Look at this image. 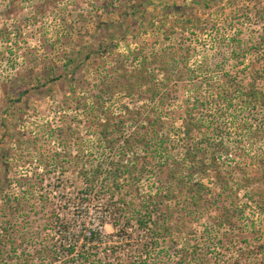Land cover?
<instances>
[{
  "label": "trees",
  "instance_id": "obj_1",
  "mask_svg": "<svg viewBox=\"0 0 264 264\" xmlns=\"http://www.w3.org/2000/svg\"><path fill=\"white\" fill-rule=\"evenodd\" d=\"M144 1L132 4L131 12L124 10L121 20H100L96 44L66 59L59 74L45 64V79L39 80L33 77V65L30 73L0 82L4 96H18L12 102L32 91L46 92L58 81L70 93L62 99L67 108L62 107L58 124L49 125L43 138L19 128L23 116L16 109L7 107L0 116L3 160L15 149L1 148L10 136L20 154L27 141L29 156L42 168L14 180L7 173L0 177V202L11 217L5 235L16 231L20 217L42 212L37 216L40 234L32 231L30 236L42 264H50L61 249L64 255L81 256L80 263L97 264L103 243L105 257H113L105 264H168L162 257L149 258L151 249L159 254L157 248L165 243L175 247V264H216L206 253L198 254L200 237L207 249L221 241L208 226L202 235L195 228L207 216L214 227H226L223 236L241 243L233 246L237 254L226 264H264V241L251 243L245 231L254 224H244L246 209L236 199L244 190L246 197L256 196L264 211V146L258 147V141L264 142V25L243 37L241 28H232L242 14L221 30L208 26L185 3L169 0L164 10L149 17ZM254 4L261 20L264 1ZM212 27L218 35L207 43L204 36L212 35ZM118 34L120 40L131 41L125 52L118 50ZM212 49L222 53L221 60L209 62ZM87 67L90 75H81ZM32 81L38 83L28 87ZM52 142L58 146L53 148ZM9 165L3 161L6 172ZM69 171L74 177L66 178ZM53 174L62 179V193L68 182L77 190L65 205L75 201L84 210V228H70L71 219L54 206L57 192L52 182H45ZM12 181L20 188L14 195L6 193ZM92 209L100 213L99 229L85 228ZM106 223L114 232L103 242ZM186 238L190 241L184 242ZM83 239L87 249L80 252ZM6 241H0V258ZM127 245L130 259L123 263L118 250Z\"/></svg>",
  "mask_w": 264,
  "mask_h": 264
},
{
  "label": "rangeland",
  "instance_id": "obj_2",
  "mask_svg": "<svg viewBox=\"0 0 264 264\" xmlns=\"http://www.w3.org/2000/svg\"><path fill=\"white\" fill-rule=\"evenodd\" d=\"M264 1V0H263ZM166 0H145L144 9L146 15L149 17L151 15H158L162 10H164ZM185 3L190 7L195 14H198L202 19H207L208 26L215 24L214 28L225 29V26H229L231 17L234 18L235 14H242L241 21L234 25L233 30L241 28L244 31L243 37L249 36L251 29H258L264 25V18L257 19L258 7L254 4L256 0H208L204 2L203 0H169V3ZM132 4H137V0H0V82L9 80L14 77L24 76L31 71L28 69L34 67L35 71L34 78H42L44 81V70L43 65H52L54 69V74H59L61 72V67L66 61V59L73 57L80 48L87 46H93L96 44V39L94 35L98 22L110 20L118 21L121 20V13L124 10H129L130 12L135 8ZM149 20V19H148ZM212 27V35H205L207 43H210V38H214L218 35ZM214 30V31H213ZM108 30H106L107 32ZM121 34V33H120ZM116 36L115 42L119 41L118 50L121 52L127 51L126 45L131 42L130 39L124 41L120 40L121 35ZM152 36V32L148 33ZM142 39H145V34H140ZM150 38V37H149ZM131 46H134L132 43ZM224 50V49H223ZM5 51L6 55L2 58L1 52ZM228 54V53H227ZM222 53L218 54L215 49H212L209 53V62H216L221 60ZM202 59V55L194 58L192 60L193 64ZM231 63H227L226 68L230 67ZM57 66V67H55ZM91 69L89 67L85 68L81 72L89 76ZM28 76V75H27ZM27 78V77H26ZM38 81L33 83L30 82L28 87L36 85ZM12 84L8 82V85ZM69 93L68 86L62 84L58 81L54 84H50L46 88V92L41 93L40 91H32L26 96H22L20 101H13L17 99L16 94H11V99L8 96H4L0 92V116H3L5 109H16L18 114L23 116V121L19 124L21 130L27 129L32 132V134H38L39 138L44 137V130L49 128V125L55 127L59 122V115L62 107L67 108L64 103L62 104V99L64 95ZM70 94V93H69ZM72 104V103H71ZM12 123V119L9 121ZM44 125V126H43ZM11 129L14 130L13 126ZM85 131V128L82 127ZM0 132H3V128H0ZM85 133V132H84ZM1 134V133H0ZM46 136V135H45ZM1 138V135H0ZM15 140H10V136L4 138L3 145L1 148H15L12 150V155L9 158H3L0 156V177L7 173L12 180L19 177L22 174H32L33 172L42 171L39 166L36 157H30L28 154V142L24 141L21 146L22 154L19 150H16ZM264 142L258 141V147ZM53 148H56L57 142H52ZM9 160V170L5 171L3 166V161ZM58 174H53L51 177L46 176V183L52 182L54 185V191L57 192L56 200L57 203L54 206H59V213L64 214L72 221L70 228L81 229L83 225V219L81 215L84 210L80 209L75 201L65 202L69 198V195L75 194L77 190L72 188L70 182L66 183V188L62 193V179ZM66 178L74 177V172L69 171L66 173ZM50 184V183H49ZM20 188L12 181L10 185L6 187V193L11 195L17 194ZM257 190V188L255 189ZM68 192V194H66ZM244 190H240L239 194L236 195L237 202L241 206L245 207L247 219L244 220V224L251 225L254 227L250 230L245 231L249 235V239L252 244L256 242L264 241V211L261 207L256 204V196H253L254 200L250 197H246ZM62 204V207H61ZM6 205L0 202V241L7 239V245L4 247L5 254L1 257L0 264H42L38 253L36 252V243H34L30 237L31 232H36V236L39 233L41 225L38 224L37 216L30 215L24 219L20 217L18 219L20 225H18L16 231L5 235L4 228L9 227L8 219L10 216H6L2 208ZM7 208V207H6ZM53 207L49 208V211ZM8 213V209H7ZM100 213L96 210H91L87 216L86 229H99L100 224ZM42 224V223H41ZM243 224V226H244ZM205 226H208L213 230L211 232L212 236H217L221 241L218 244L214 243L210 245V249L206 248L204 239H198L199 255L203 256L205 253L210 258L212 262L224 261L225 264L229 260H232L236 256L237 252L234 248L235 246H240L237 238L234 240L223 236V232L226 227H214L213 219L207 216L203 217L202 221L195 223V228L202 235V231ZM246 227V226H245ZM84 228V227H83ZM10 229V228H9ZM114 229L109 223H106L103 227L102 241L108 240L109 234L113 233ZM236 230V234H237ZM11 237H14L12 242L9 241ZM55 237V236H54ZM87 241V240H86ZM84 239L79 245V250L86 251L87 246L84 244L86 242ZM184 242L190 241L189 239H183ZM217 242V239H215ZM213 241V242H215ZM235 242V243H231ZM64 242H68L67 239ZM163 246V245H162ZM165 247H158L159 254H156L154 249H151L149 253V258L154 260V258H160L168 261V264H175L179 256L175 252V247L170 246V243H165ZM181 247L182 244L179 243ZM234 246V247H233ZM94 248V247H93ZM127 246L120 247L118 253H120V258H122L123 263L130 259V253L126 252ZM162 248V249H161ZM166 249V251H165ZM207 249V250H206ZM96 250V248H94ZM100 253L95 257L97 264H99V258H102L101 263H108L109 260H113V257H105L104 243L102 247L97 249ZM161 250V251H159ZM63 249L57 254H53L51 257L50 264H83L80 263L82 258L79 255H64ZM79 252V253H80ZM117 253V254H118ZM116 256V255H115ZM134 256V255H133ZM205 256V255H204ZM135 258V257H134ZM133 259V258H132ZM117 261L115 257L114 262ZM191 262L193 260L191 259ZM216 263V264H217ZM190 264V263H186Z\"/></svg>",
  "mask_w": 264,
  "mask_h": 264
}]
</instances>
